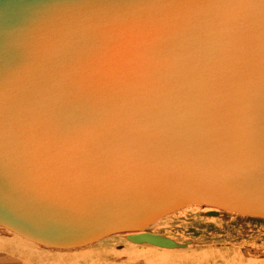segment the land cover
I'll return each instance as SVG.
<instances>
[{
    "label": "water",
    "instance_id": "95a60500",
    "mask_svg": "<svg viewBox=\"0 0 264 264\" xmlns=\"http://www.w3.org/2000/svg\"><path fill=\"white\" fill-rule=\"evenodd\" d=\"M231 91L233 100L215 99ZM215 113L222 118L198 122ZM144 158L152 166L133 167ZM259 174L264 0H0V225L47 245H83L192 201L246 211L211 186ZM168 191L178 199L135 212ZM126 238L191 243L146 231Z\"/></svg>",
    "mask_w": 264,
    "mask_h": 264
},
{
    "label": "bare ground",
    "instance_id": "6f19581e",
    "mask_svg": "<svg viewBox=\"0 0 264 264\" xmlns=\"http://www.w3.org/2000/svg\"><path fill=\"white\" fill-rule=\"evenodd\" d=\"M237 12L238 11L229 12L227 19H229V17H235V14H237ZM224 17H226V16H224ZM155 72L156 71L153 70V72L149 75H151V76L153 75V78L158 76L157 73H155ZM145 87L147 89L149 86L145 85ZM147 91H149V90L147 89ZM233 97L235 98V92L231 91L228 93V95L227 94L226 95L225 94H222V95L219 94V98H215V99L216 100L220 99L221 101L225 100V101L229 102V101L233 100L232 99ZM217 108H220V106H218ZM202 116L203 117L200 118V121H198V122L203 123V124L206 122L207 119H210V118H216L218 116H219V118H222L220 113H215V114H211L208 116L202 114ZM227 117H228V115H226V118ZM93 119H94V117H92L91 115H88L85 117V119H82V120L89 122V121H93ZM207 131H208V129H207ZM158 148L159 147L157 146L155 149L156 152L158 151ZM222 152L223 151L218 152V154L221 156L219 159V164L226 165L227 163H225V158H228V157H225V155H222ZM171 153H172V151H169L168 153L164 154L163 159L165 160V162H168V159L171 156ZM36 156H39V155H36ZM173 156L175 159L179 158L181 160V164H184L183 155L180 156V154L176 153ZM26 157H29V155L25 156V157H18L16 159V163H15L16 166L18 167L21 164L26 163V161L28 160V158H26ZM205 159H206V156L203 152L202 155L198 159H196L197 165L192 166V167H195V169H194L195 171L197 169H199L200 167L205 166V164H204ZM142 163L152 166L151 160L144 158L143 160L136 161L133 167L140 166ZM192 167L190 168L191 170H192ZM182 169H184V168H182ZM225 175H228V174H224L222 178H225ZM238 178H239V180L231 182L232 187L230 189H226V187H224V185H222V183H219V182L213 183V185L211 186L213 190H211L210 193H212V194L219 193V195H221V196L222 195L231 196L232 198L238 200V204H239V201L241 200L244 203L241 205H238L236 207L245 208L243 210H246V211H240V210L235 209V207H229L226 205H214V204H210V203H199V202H193L192 201L190 203L179 206L175 209H172L171 211H168V212L162 214L161 216L156 218L154 221L149 223V225H147L146 227H144L142 229L129 230V231H115V232H112L110 234L99 237L93 241L87 242L83 245H75V246L47 245V244L39 243V242L34 241L32 239L25 238V237L15 233V232H13L9 228H7L3 225H0V233L4 237H6L5 235H8L9 233L11 235L10 237H6V238L0 237V262H2V263L5 262L7 264H12L14 261H15V264H121V263H123V261H126V259L128 258L127 260H129V262H132L131 264H167L166 260L168 258H166V255L165 256L161 255V256L156 257L155 255L144 254L143 252H141V253L136 252L134 249L137 246L127 245V243L124 242V238H126V235L137 234V233H140L142 231H145L152 224H156V225L159 224L158 222L161 221L163 218L167 219L171 215H173V214H171L169 216L170 213L177 211V210H179V209H181V208H183L189 204H193V203L203 204L204 207H202L201 210L204 212H206L208 210H214L215 209V212L211 211V212H209V215H215L217 213L216 212V210H217L220 212V214L223 211H228V212H232V213H236V214H240V215H247V216H251V217L252 216L264 217V213H262V214L255 213V210L257 212H259V211L264 212V208L261 205L262 203H264V177H263V175H261V174L256 175V176L251 175L250 177L244 178L243 180L240 179L241 177H238ZM172 179H173V176L171 174L169 181ZM177 180H178V177H177ZM183 180L184 179H182L181 181H183ZM181 181H179L178 183H181ZM232 189L235 191H233ZM160 196H161V194L158 196H154L153 198H150V195H149L147 197L148 199L146 200L147 202L142 200V202H140L141 205H139L138 207L135 208V212H138L139 214H144L145 212H147L152 207L156 208L157 206H162V205L171 203V200L176 201L178 199L177 196L172 195L171 193H169V191L167 194L164 195L163 198L158 199ZM170 197L172 199H170ZM146 205L148 206L147 208L145 207ZM232 205L235 206L234 204H232ZM88 206L91 207V204H89ZM194 207L197 208L198 206L197 205L189 206L187 208H184V210H186L188 208H194ZM91 208L92 209H98V208H102V207L100 205H98V206H93ZM221 209H223V210H221ZM114 210H115V208L113 207L110 213H108V214L106 213L105 215H103L101 217H97V214H96L95 219H93L91 221V223H93L92 225L96 226L102 220L110 218V217H114L112 215ZM131 213L132 212H130V211H126V214H131ZM165 219H163V220H165ZM28 224H31L30 220L28 221ZM78 230H82V229L78 228V229H76V232H73V233H78L77 232ZM82 231H84V230H82ZM82 231H81V233H82ZM119 232H121V233H119ZM123 232H127L129 234H127V233L124 234ZM146 232H148V230ZM114 233H117V235H114L109 240H105V241L100 242V244H98L94 248H88L87 250L81 252L82 251L81 249H85L87 247L95 245L96 244L95 241H99V240H101V239H103V238H105L111 234H114ZM149 233H151V232H149ZM152 234H155V233H152ZM165 237H168V236H165ZM168 238H171V237H168ZM171 239H173V238H171ZM173 240H175V239H173ZM121 242L125 244L124 249L119 250V251H115L114 249H112V246L114 244L117 246V244H119ZM191 243H189L188 245L190 246ZM139 244H143V243H139ZM146 244H149V243H146ZM151 245H153V244H151ZM188 245L186 247L189 248ZM192 245H194V243ZM77 247L81 248V249L77 250ZM186 247H184V248H186ZM160 248H162L164 250H159V251H167L168 250V251H173V252L179 251L182 249V248H172V250H169V249L166 250L164 247H160ZM258 248L255 249L251 246L244 247L242 250L236 248L235 253L231 257H229V258L222 257L221 258V256H220L217 258V260H215L216 257L214 256L213 259L214 258L215 259L212 261V263L213 264H264V260L257 258V256H253V253H255V254H256V252L260 253V249H258ZM73 249H76V250H73ZM56 250H58L59 252L64 251L66 253L65 254L53 253V251H56ZM150 250L152 252H156L155 249H150ZM226 250H227V248H226ZM162 253L166 254L167 252H162ZM223 253H221V255ZM215 254L217 256V253H215ZM109 255H115V256L114 257L112 256L110 258ZM219 255L220 254H218V256ZM125 257H127V258H125ZM204 258H207V257H204Z\"/></svg>",
    "mask_w": 264,
    "mask_h": 264
},
{
    "label": "rangeland",
    "instance_id": "374dc122",
    "mask_svg": "<svg viewBox=\"0 0 264 264\" xmlns=\"http://www.w3.org/2000/svg\"><path fill=\"white\" fill-rule=\"evenodd\" d=\"M193 205H197L198 207L188 208L184 210V208ZM202 207H204L203 204H189L177 211L170 213L169 216L171 214L173 215H171L170 217L168 216L169 218L167 219L163 218L165 220L162 219L158 222L159 224H152L145 230H148V232L151 233L171 237L178 242L190 240L192 243L190 244V246L188 245L189 248H182L181 250L175 252L168 251V248H165L167 251H159L164 249L151 244L135 243L128 240L127 238H124V242L127 243V245L137 246L134 249L136 252H143L144 254L155 255L156 257L166 255V258H168L166 260L167 264H213L212 261L215 259H213L214 256L216 257L215 260H217V258L220 256L221 258H229L235 253L236 248L242 250L247 246H251L255 249L259 247L258 249H260V253H253V256H257V258L264 260V217H251L228 211H223L220 214V212L217 210V213L215 215H209V212H215V209L204 212L201 210ZM123 233L125 234L127 232ZM114 235H117V233L111 234L99 241H95V245H92L85 249L77 247V250L81 249V252H83L88 248H94L98 244H100V242L109 240ZM5 236L10 237L11 235L9 233ZM0 237L6 238L1 233ZM193 243L194 245H192ZM124 248L125 244L122 242L117 244V246L115 244L112 246V249H114L115 251H119ZM150 249H155L156 252H152ZM58 252V250L53 251V253L55 254L66 253L64 251H60L59 253ZM162 252L167 253L165 254ZM215 253H217V256ZM221 253L223 254L221 255ZM218 254L220 255L218 256ZM109 256L111 258L115 255ZM127 259L121 264L132 263ZM0 263L7 264L5 262ZM12 264H15V261Z\"/></svg>",
    "mask_w": 264,
    "mask_h": 264
}]
</instances>
